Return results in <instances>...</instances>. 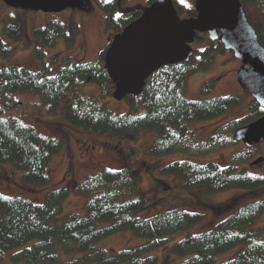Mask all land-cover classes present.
<instances>
[{
    "label": "trees",
    "instance_id": "obj_1",
    "mask_svg": "<svg viewBox=\"0 0 264 264\" xmlns=\"http://www.w3.org/2000/svg\"><path fill=\"white\" fill-rule=\"evenodd\" d=\"M155 1L149 0L147 5ZM124 2L111 0L102 6L106 27L114 31V36L139 18L145 7H124ZM241 3L264 45V0ZM175 4L180 13L181 6L176 1ZM77 30V26L62 21H50L35 30L38 43L34 53L41 61L37 72L17 65L0 67V114L19 106L16 95L30 92L47 105L56 106L63 101L65 121L87 131L136 140L143 129H155L158 136L152 143L151 154L165 156L199 145L190 141L196 135L192 122L222 115L240 101L238 95L189 99L185 92L187 76L208 68L207 61H191L157 70L146 81L142 95L126 98L129 111L115 114L96 96L80 93L82 85L94 83L102 97L112 96L114 84L103 71L106 50L99 61L68 62L56 70L43 61L45 48L56 46L60 39L71 45ZM3 33L14 41H24V21L9 17ZM11 51L12 46L0 41L2 57ZM212 89V82H207L202 92L208 94ZM263 115L264 110L253 101L245 117L232 125L237 129ZM212 140L218 146L237 143L234 135L222 132L214 134ZM62 147L63 141L40 133L30 124L14 117H0V163L21 171L23 179L38 188L34 192L48 184L49 165ZM161 172L180 178L186 189H204L207 194L232 188L255 194L264 188L263 177L240 172L235 164L223 168L215 163L201 165L184 160L165 165ZM140 182L141 177L130 168H101L96 176L82 183L74 181L70 187L49 191L41 204L25 196L8 197L0 192V261L9 254L14 264H165L154 253L164 249L166 257L179 259L177 264H215L219 255L238 247L233 258L218 264H264V226H257L264 215V196L236 208L208 231L189 233L177 240L179 234L201 222L203 216L184 208L148 214L152 203L139 190ZM72 193L86 197L84 214L64 213L63 204ZM121 231L145 238L146 242L126 249L104 245L108 237Z\"/></svg>",
    "mask_w": 264,
    "mask_h": 264
},
{
    "label": "rangeland",
    "instance_id": "obj_2",
    "mask_svg": "<svg viewBox=\"0 0 264 264\" xmlns=\"http://www.w3.org/2000/svg\"><path fill=\"white\" fill-rule=\"evenodd\" d=\"M111 0H82V6H72L59 13L44 12L42 10H28L13 7L0 0V41L4 45L12 46L11 54L4 57L0 54V67L17 65L26 67L34 72L41 69V61L34 53L37 45L35 30L45 27L50 21H62L78 30L74 41L68 45L60 39L56 46L44 49L43 61L54 70L58 66L74 62L99 61L101 53L105 51L114 37V31L106 27V13L102 6ZM149 0H125L124 7L141 4L146 6ZM181 6V16L186 17L194 10L195 0H175ZM119 14V13H117ZM9 17L22 19L25 24L26 37L24 41H14L3 33V25ZM209 45H200L196 40L192 47L198 50L191 59L199 64L208 62V68L190 73L185 80V92L194 101L207 100L216 97L238 95L239 103L227 112L212 119L194 121L191 127L195 129V136L190 141H197L199 145L189 149H179L165 156L151 154V146L157 138V130L143 129L136 140L129 136H113L104 132L87 131L68 124L63 116L62 101L59 105L45 104L38 95L25 92L16 95L19 106L12 110H5L1 118L14 117L25 124L35 127L40 133L55 137L63 141V147L55 155L48 168V184L34 192V184L27 183L21 171L8 163H0V192L8 197L25 196L36 204L44 202L49 191L62 187H70L74 181L82 183L97 175L101 168L121 169L130 168L135 175L141 177L139 190L152 205L148 214L154 215L172 208H184L203 217L201 222L178 235L177 240L189 233L199 234L208 231L227 218L233 210L264 196V188L258 193H251L246 189L232 188L215 194H207L204 189H186L180 178L171 174H163L161 170L167 164L175 161H191L196 164L215 163L220 167L236 165L237 170L252 176L264 178V163L252 166L251 162L258 157H264V144L248 148L243 142L214 145L212 136L222 132L232 135L236 126L232 123L245 117L249 111L253 97L244 91L238 83L237 71L241 62L232 51L221 48L219 42L206 39ZM207 46V48L205 47ZM206 50H209L206 53ZM212 82L213 89L208 94L202 92L205 83ZM80 93L96 96L101 104L115 114L129 111L126 99L116 100L113 96L102 97L97 84H84ZM188 143V142H187ZM38 189V188H37ZM86 197L72 193L63 204L64 213L84 214ZM257 226H264V215ZM145 238L133 236L129 231H121L108 237L104 245L115 249L131 248L145 243ZM238 247L217 257L218 264L233 258ZM154 253L164 259L165 264H177L179 259L166 257L165 250ZM67 258L66 255H63ZM69 257V256H68ZM0 264H14L9 260V254Z\"/></svg>",
    "mask_w": 264,
    "mask_h": 264
},
{
    "label": "water",
    "instance_id": "obj_3",
    "mask_svg": "<svg viewBox=\"0 0 264 264\" xmlns=\"http://www.w3.org/2000/svg\"><path fill=\"white\" fill-rule=\"evenodd\" d=\"M13 7L59 13L80 0H5ZM83 2L78 3L82 6ZM195 16L182 17L175 0H156L141 16L115 35L104 54L103 71L114 84L112 96L124 100L142 95L146 81L167 65L188 63L199 33L232 51L241 62L237 80L264 110V45L241 0H195ZM234 138L246 147L264 144V115L235 129ZM264 157L251 162L258 166Z\"/></svg>",
    "mask_w": 264,
    "mask_h": 264
},
{
    "label": "flooded vegetation",
    "instance_id": "obj_4",
    "mask_svg": "<svg viewBox=\"0 0 264 264\" xmlns=\"http://www.w3.org/2000/svg\"><path fill=\"white\" fill-rule=\"evenodd\" d=\"M147 6V5H146ZM192 16H195L196 15V12H195V10H193L192 11ZM188 17H191V16H188ZM207 37H209L208 36V34L207 33H199L198 34V36L196 37V40H199L200 42H202V44L200 45V47L202 46V45H209V41H207L206 39H207ZM195 40V41H196ZM212 42H219V40H218V38H216L215 40H211ZM207 46H205L206 48H207ZM198 48V50H195V54L197 53V52H200L202 49L201 48ZM195 54H194V56H195ZM193 56V57H194ZM260 145H262V144H260ZM260 145H256V146H260ZM256 146H253V147H251V148H254V147H256ZM248 148H250V147H248ZM264 163V162H263ZM262 163V164H263ZM262 164H260V165H262ZM260 165H258V166H260ZM257 167V166H256Z\"/></svg>",
    "mask_w": 264,
    "mask_h": 264
}]
</instances>
